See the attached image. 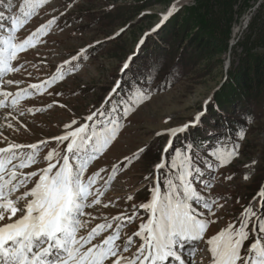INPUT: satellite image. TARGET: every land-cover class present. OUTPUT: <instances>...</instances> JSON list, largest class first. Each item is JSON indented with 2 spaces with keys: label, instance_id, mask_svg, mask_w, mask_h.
I'll return each instance as SVG.
<instances>
[{
  "label": "rangeland",
  "instance_id": "374dc122",
  "mask_svg": "<svg viewBox=\"0 0 264 264\" xmlns=\"http://www.w3.org/2000/svg\"><path fill=\"white\" fill-rule=\"evenodd\" d=\"M142 1H146L147 5L140 7ZM142 1L49 0L18 29L17 39L22 41L40 25L56 18L34 47L20 52L18 59L13 61V66L19 71L0 76V91L13 94L32 84H40L49 80L54 70L61 66L64 76L41 92L30 88L31 95L24 98L21 105H10L0 110V147L9 143L45 142L43 156L29 171L38 170L46 166L43 158L48 151L66 149L67 142L59 146L53 141L66 132V124L75 120L76 124L72 127H78L97 110L103 115L95 116L89 125L97 121L103 123L95 124L100 127L107 125L111 119L119 121L121 127L116 138L90 162L85 172V177L100 173L93 193L99 190L102 195L99 197L100 204L85 208L86 214L81 219L87 223L81 229V235H87L97 224L105 223L106 219L108 222L113 216H128L133 211L137 213L140 205L148 200L150 189L157 183L163 187L165 177L174 174L168 166L175 150L181 149L200 169L199 174H194L193 187L210 203L216 201L214 214H208L202 205H194L201 218L215 222L209 224L204 240L196 242V258L190 259L193 262L206 256L204 241L230 222L235 223L250 203L257 204L252 198L264 186V104L260 105L264 90L256 98L246 97L247 105L228 102L218 92L232 68L231 63L235 67L243 55L241 47L234 46L247 33L246 16L250 19L254 8L262 0H258L232 24L226 41L220 44L212 42L210 48L199 51L194 46L189 50V39L182 40L179 36L185 32L184 28L180 30L179 25H184L190 17L187 9L182 12L181 8L197 7L200 0ZM22 2L0 0V12L5 17L0 23L10 26L7 17L18 15ZM173 4L177 11L160 24L162 15ZM236 5L233 9H237ZM176 13L181 16L175 28L172 21L162 32L163 38H159L160 29ZM158 24L160 27L156 28ZM174 29L178 35H175ZM188 29L196 30H191L189 26ZM141 39L143 44H140ZM81 50H84L83 53ZM191 53L194 55L192 59ZM74 56L78 58L73 60ZM129 57H132L130 61ZM65 61L70 63L65 64ZM126 61L129 67L123 69ZM8 80L13 83L8 84ZM136 90L148 96L138 105L131 103ZM116 91L121 93L117 95L118 101L112 100ZM129 105L132 110L124 115L125 107ZM248 112L253 114L252 119L248 118ZM199 113L203 115L196 123L195 117ZM231 121L234 130L224 134ZM185 124L189 125L185 132L175 137L167 134V129ZM158 132L164 134L157 136ZM241 132L243 139L239 135ZM223 135L226 139L222 138ZM170 139L172 146L165 153L161 150L162 144ZM234 147H237L238 155L224 166H219L211 155L216 149L231 151ZM140 149L144 151L140 152ZM162 158L168 166L158 171L155 165ZM114 165L117 171L109 181ZM246 173L250 174L248 180L244 179ZM155 174L158 178H154ZM145 219L142 212L138 213L131 222L123 224L121 235L125 238L132 235ZM110 230L101 236L109 234Z\"/></svg>",
  "mask_w": 264,
  "mask_h": 264
},
{
  "label": "snow or ice",
  "instance_id": "6c2138e0",
  "mask_svg": "<svg viewBox=\"0 0 264 264\" xmlns=\"http://www.w3.org/2000/svg\"><path fill=\"white\" fill-rule=\"evenodd\" d=\"M48 2L49 0H23L19 5V14L7 17L10 26L0 23V32L4 33L0 35V76L19 71V68L13 66L18 54L34 47L38 38L46 34L48 28L56 22L54 17L24 40L17 39L18 29ZM175 11L177 7L173 4L162 15L160 24ZM4 19V14L0 12V20ZM155 30L154 28L153 31ZM143 43L144 40L141 39L140 44ZM83 51L81 50L82 53ZM77 58L72 57L73 60ZM131 59L132 57L128 58L129 61ZM128 67L129 63L126 61L123 69ZM62 68L63 66L58 68L49 80L29 87L36 92L43 91L55 81L63 79ZM7 83L12 84L13 81L8 80ZM115 90L114 88L113 92ZM30 95L28 89L17 91L14 96L0 91V97H4L0 99V107L7 106L9 97H12L11 106L15 107L20 100ZM146 99V94L136 90L131 103L138 105ZM131 110L130 105L126 106L124 115H128ZM28 111L31 112L32 109ZM97 115L103 113L97 110L86 119L92 121ZM202 115L203 113L197 114L196 123ZM75 124V120L66 124V132L54 138L58 143L67 142L63 155L54 149L48 151L43 158L47 162L46 167L38 170L22 171L39 163L38 144L9 143L6 147H0V264H165L166 261L185 264L178 249L184 248L186 243L203 241L209 224L215 222L201 218L194 206L202 205L208 214H214L213 205L216 201L210 203L193 187L194 174L200 173L193 159L177 148L170 166L166 165L163 158L155 165L158 171L168 166L174 174L165 177L163 187L157 183L150 189L151 199L140 205V208L149 213L147 221L141 222L132 235L126 238L121 235L124 227L122 221L126 219L131 222L135 219V211L128 216L112 217V221L116 222L114 229L113 223L106 219L105 223L97 224L87 235H81V229L87 223L81 219L86 214L85 208L100 204L99 197L102 195L99 190L93 193V186L100 173L95 172L85 177V172L90 162L116 138L121 125L117 119L100 127L81 124L73 128ZM8 127L12 125L8 124ZM188 127L185 124L166 131L170 137H175ZM163 134L156 133L157 136ZM239 135L243 139V132ZM171 145L170 139L164 148L165 153ZM237 147L231 151L216 149L211 155L219 166H224L238 155ZM23 149L29 151L25 152ZM143 151L144 149H140V152ZM54 159L55 163L52 162ZM252 163L255 164V161ZM116 171L114 165L109 181L114 178ZM249 175L246 173L244 179L248 180ZM29 184L32 186L28 187ZM89 197L92 199L89 200ZM128 199L131 200L132 197L129 196ZM252 199L257 201L256 205L250 203L235 223L230 222L204 241L210 257L209 264H264V186L259 188ZM110 229L112 231L109 234L101 236ZM137 238L139 243L133 251ZM191 251L195 252L196 249Z\"/></svg>",
  "mask_w": 264,
  "mask_h": 264
},
{
  "label": "trees",
  "instance_id": "16d2710c",
  "mask_svg": "<svg viewBox=\"0 0 264 264\" xmlns=\"http://www.w3.org/2000/svg\"><path fill=\"white\" fill-rule=\"evenodd\" d=\"M257 1L258 0H200V2L198 1L197 7L183 6L181 11L183 12L187 9L186 11L188 15H190L185 24H190L179 25L180 30L183 28L185 30V32H181L179 36H181L182 40L185 38L189 39V50H191L193 46L198 51L208 49L212 42L220 44L226 41L230 36L232 24L237 22L248 9H251L254 4L257 3ZM237 3L239 4L236 5ZM146 5V1H142L140 7ZM235 5L237 9H233ZM180 16V14L176 13L168 20L166 25L160 29L161 35L159 38H163L164 35L162 32L172 21V26L175 28ZM188 26L191 27V30H196L190 31ZM246 28L247 33L242 39H238L234 46L241 47L243 55L240 57L238 65L233 67V63H231L230 67L232 68L228 70L226 80L218 89V92L223 98H226L228 102H234L235 105H247L248 101L246 97L253 96L256 98L264 90V0L260 1L254 8V12ZM174 32L175 35H178L177 30L174 29ZM165 43H169V41ZM224 47L226 48V43ZM254 50L260 51L257 52ZM193 57L194 55L191 53L190 59ZM134 63L136 64V62ZM140 81L141 80L138 82ZM117 92L118 91H116L113 97L114 101H118V96L121 94ZM261 104H264V99L260 102V105ZM248 113H250L248 118L252 119L251 117L253 114L251 112ZM221 124H223V121ZM231 126L232 121L228 124L224 134L230 130H234ZM222 138L226 139L225 135H223Z\"/></svg>",
  "mask_w": 264,
  "mask_h": 264
},
{
  "label": "water",
  "instance_id": "95a60500",
  "mask_svg": "<svg viewBox=\"0 0 264 264\" xmlns=\"http://www.w3.org/2000/svg\"><path fill=\"white\" fill-rule=\"evenodd\" d=\"M246 20H247V23H248V20H249V16L246 17Z\"/></svg>",
  "mask_w": 264,
  "mask_h": 264
}]
</instances>
